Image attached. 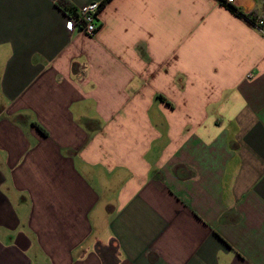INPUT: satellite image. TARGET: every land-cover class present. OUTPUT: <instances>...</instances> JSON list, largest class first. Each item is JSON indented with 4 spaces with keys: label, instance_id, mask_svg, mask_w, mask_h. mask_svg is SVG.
Instances as JSON below:
<instances>
[{
    "label": "crops",
    "instance_id": "obj_1",
    "mask_svg": "<svg viewBox=\"0 0 264 264\" xmlns=\"http://www.w3.org/2000/svg\"><path fill=\"white\" fill-rule=\"evenodd\" d=\"M57 1L0 0V264H264V25Z\"/></svg>",
    "mask_w": 264,
    "mask_h": 264
},
{
    "label": "built area",
    "instance_id": "obj_2",
    "mask_svg": "<svg viewBox=\"0 0 264 264\" xmlns=\"http://www.w3.org/2000/svg\"><path fill=\"white\" fill-rule=\"evenodd\" d=\"M234 0H225V5L233 4ZM102 2L87 4L78 10L75 16L68 18L67 31L71 34L77 32L87 37H92L98 28V14L101 10ZM264 23L257 22V26L262 28ZM250 77V75H249Z\"/></svg>",
    "mask_w": 264,
    "mask_h": 264
},
{
    "label": "trees",
    "instance_id": "obj_3",
    "mask_svg": "<svg viewBox=\"0 0 264 264\" xmlns=\"http://www.w3.org/2000/svg\"><path fill=\"white\" fill-rule=\"evenodd\" d=\"M109 0H104L102 2V6L101 8L104 6V4L106 2H108ZM224 4V2H221ZM225 5V4H224ZM56 6L61 9L65 14H67V16L70 18V17H73L75 16L76 12L77 11H73L70 3L67 1V0H58L56 2ZM227 7V9L233 13L235 16L237 17H240V18H243L245 19L246 21H248L249 23H251L253 26H257V16H255L254 14H250L249 16H243L241 13H239L237 10H235L233 7L229 6V5H225ZM157 99H160V100H164L162 97L160 96H157L156 97ZM40 130V129H39ZM42 132V130H40Z\"/></svg>",
    "mask_w": 264,
    "mask_h": 264
}]
</instances>
